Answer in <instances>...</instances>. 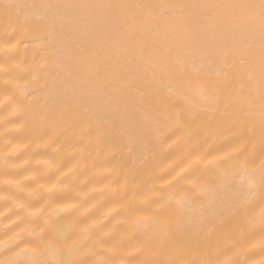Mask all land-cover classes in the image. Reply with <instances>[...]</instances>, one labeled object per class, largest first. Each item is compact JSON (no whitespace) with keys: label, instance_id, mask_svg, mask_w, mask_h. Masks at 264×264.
<instances>
[{"label":"bare ground","instance_id":"bare-ground-1","mask_svg":"<svg viewBox=\"0 0 264 264\" xmlns=\"http://www.w3.org/2000/svg\"><path fill=\"white\" fill-rule=\"evenodd\" d=\"M239 2L0 0V264H264Z\"/></svg>","mask_w":264,"mask_h":264},{"label":"snow or ice","instance_id":"snow-or-ice-1","mask_svg":"<svg viewBox=\"0 0 264 264\" xmlns=\"http://www.w3.org/2000/svg\"><path fill=\"white\" fill-rule=\"evenodd\" d=\"M6 8H11V5H5ZM124 7V6H120ZM210 12L225 10L229 13V18L238 26H242L245 31L252 26H259L261 34V48L264 50V0H242L239 3L231 4H213L205 6ZM249 36L240 33L237 30L236 35V49L237 54L240 56L243 62V51L249 45ZM261 100L264 102V51H262V65H261V79H260ZM83 107V105H76ZM65 107H72L71 105H65ZM57 264H76L73 260H60Z\"/></svg>","mask_w":264,"mask_h":264}]
</instances>
